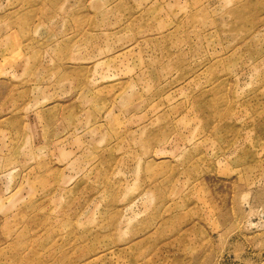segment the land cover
Listing matches in <instances>:
<instances>
[{"label": "rangeland", "instance_id": "rangeland-1", "mask_svg": "<svg viewBox=\"0 0 264 264\" xmlns=\"http://www.w3.org/2000/svg\"><path fill=\"white\" fill-rule=\"evenodd\" d=\"M0 264H264V0H0Z\"/></svg>", "mask_w": 264, "mask_h": 264}]
</instances>
